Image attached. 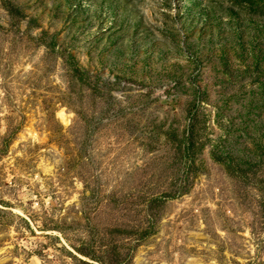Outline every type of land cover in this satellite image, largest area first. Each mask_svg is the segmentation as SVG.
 I'll use <instances>...</instances> for the list:
<instances>
[{
    "label": "rangeland",
    "instance_id": "374dc122",
    "mask_svg": "<svg viewBox=\"0 0 264 264\" xmlns=\"http://www.w3.org/2000/svg\"><path fill=\"white\" fill-rule=\"evenodd\" d=\"M0 264H264V0H0Z\"/></svg>",
    "mask_w": 264,
    "mask_h": 264
},
{
    "label": "bare ground",
    "instance_id": "6f19581e",
    "mask_svg": "<svg viewBox=\"0 0 264 264\" xmlns=\"http://www.w3.org/2000/svg\"><path fill=\"white\" fill-rule=\"evenodd\" d=\"M58 114L62 119H65V114L62 111H60Z\"/></svg>",
    "mask_w": 264,
    "mask_h": 264
}]
</instances>
